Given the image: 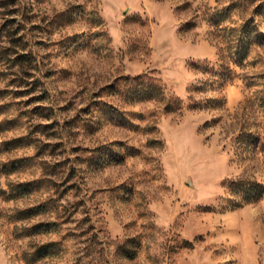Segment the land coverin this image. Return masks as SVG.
I'll list each match as a JSON object with an SVG mask.
<instances>
[{
  "label": "rangeland",
  "instance_id": "374dc122",
  "mask_svg": "<svg viewBox=\"0 0 264 264\" xmlns=\"http://www.w3.org/2000/svg\"><path fill=\"white\" fill-rule=\"evenodd\" d=\"M247 181L264 0H0V264H264Z\"/></svg>",
  "mask_w": 264,
  "mask_h": 264
},
{
  "label": "trees",
  "instance_id": "16d2710c",
  "mask_svg": "<svg viewBox=\"0 0 264 264\" xmlns=\"http://www.w3.org/2000/svg\"><path fill=\"white\" fill-rule=\"evenodd\" d=\"M245 184L247 185L248 191L255 190L258 194L257 195L258 197L264 195V191L261 190V185L256 183L255 181H253V182L247 181V182H245ZM51 225H52V223H48V224L39 223V224L35 225V228L38 229L37 232H48V231L52 230ZM51 246H52V244H50V243L46 244L47 249L50 248Z\"/></svg>",
  "mask_w": 264,
  "mask_h": 264
}]
</instances>
